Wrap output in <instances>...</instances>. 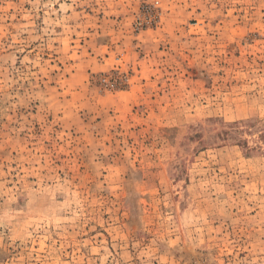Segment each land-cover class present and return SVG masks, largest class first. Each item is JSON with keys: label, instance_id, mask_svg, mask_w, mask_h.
<instances>
[{"label": "rangeland", "instance_id": "374dc122", "mask_svg": "<svg viewBox=\"0 0 264 264\" xmlns=\"http://www.w3.org/2000/svg\"><path fill=\"white\" fill-rule=\"evenodd\" d=\"M0 264H264V0H0Z\"/></svg>", "mask_w": 264, "mask_h": 264}]
</instances>
